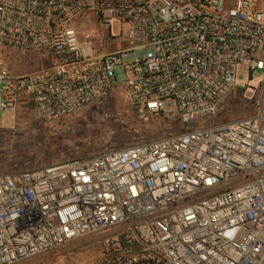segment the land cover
Segmentation results:
<instances>
[{"label":"built area","instance_id":"built-area-1","mask_svg":"<svg viewBox=\"0 0 264 264\" xmlns=\"http://www.w3.org/2000/svg\"><path fill=\"white\" fill-rule=\"evenodd\" d=\"M13 51L49 64L15 74ZM259 51L264 0H0V110L29 101L55 122L122 86L139 117L172 99L184 126L0 173V264L87 237H101L92 264H264V83L254 113L211 121L240 65L264 72Z\"/></svg>","mask_w":264,"mask_h":264},{"label":"rangeland","instance_id":"rangeland-1","mask_svg":"<svg viewBox=\"0 0 264 264\" xmlns=\"http://www.w3.org/2000/svg\"><path fill=\"white\" fill-rule=\"evenodd\" d=\"M94 24L85 22L82 30H91ZM113 24V34L119 32ZM124 33L127 27L124 26ZM118 45H107L111 51ZM145 51L138 52L139 55ZM264 59V52L257 54ZM132 55L125 59L131 61ZM49 63L35 54L13 51L10 69L15 74H26ZM120 84L125 80L118 70ZM264 83V72L251 71V60L240 65L236 73L235 89L226 97L224 107L212 122L239 119L254 113L252 101ZM177 105L170 99L163 113L141 118L131 107L122 86L99 103L76 115L55 122H44L29 101L22 102L15 111L0 110V173H10L50 167L65 160L88 156L105 150L121 148L184 129L177 116ZM171 116H168V115ZM2 127V128H1ZM101 237H87L45 253L21 264H92L100 255Z\"/></svg>","mask_w":264,"mask_h":264},{"label":"crops","instance_id":"crops-1","mask_svg":"<svg viewBox=\"0 0 264 264\" xmlns=\"http://www.w3.org/2000/svg\"><path fill=\"white\" fill-rule=\"evenodd\" d=\"M120 47V45H118V47L117 48H115L114 50H111V51H116L118 48ZM2 128V127H1Z\"/></svg>","mask_w":264,"mask_h":264}]
</instances>
